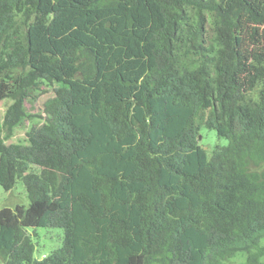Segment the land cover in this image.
Returning a JSON list of instances; mask_svg holds the SVG:
<instances>
[{
    "label": "trees",
    "instance_id": "1",
    "mask_svg": "<svg viewBox=\"0 0 264 264\" xmlns=\"http://www.w3.org/2000/svg\"><path fill=\"white\" fill-rule=\"evenodd\" d=\"M3 100L0 264H264V0H0Z\"/></svg>",
    "mask_w": 264,
    "mask_h": 264
},
{
    "label": "rangeland",
    "instance_id": "2",
    "mask_svg": "<svg viewBox=\"0 0 264 264\" xmlns=\"http://www.w3.org/2000/svg\"><path fill=\"white\" fill-rule=\"evenodd\" d=\"M44 90L45 92L41 93L37 97L36 101H26L25 108L29 117L25 119V121L14 130L12 137L5 141L6 144L25 142V135L30 127L42 123L41 117L44 116L42 111V104L53 95L51 89L45 88ZM10 104V100H3L0 102V124L3 121L4 113ZM200 144L209 154H211L216 144L223 145L225 144V141L222 139H218L214 131L202 129L200 131ZM28 204L29 200L20 180H18L15 183L14 187L8 192L4 191L0 187V209H14L18 205L27 207ZM29 232L31 233L32 230H29ZM34 232L35 235L33 237V242L35 249L33 256L35 259H42L43 257L49 255L51 252L59 249L62 246V230L55 228H36ZM243 260L245 259L236 258L230 262L231 264H238Z\"/></svg>",
    "mask_w": 264,
    "mask_h": 264
}]
</instances>
